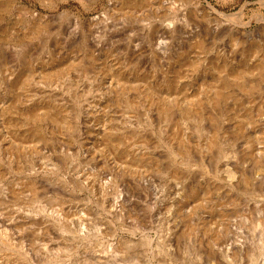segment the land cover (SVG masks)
Listing matches in <instances>:
<instances>
[{
  "label": "rangeland",
  "instance_id": "obj_1",
  "mask_svg": "<svg viewBox=\"0 0 264 264\" xmlns=\"http://www.w3.org/2000/svg\"><path fill=\"white\" fill-rule=\"evenodd\" d=\"M158 1L0 0V264H264V0ZM170 66L172 98L226 86L216 130L149 104Z\"/></svg>",
  "mask_w": 264,
  "mask_h": 264
},
{
  "label": "bare ground",
  "instance_id": "obj_2",
  "mask_svg": "<svg viewBox=\"0 0 264 264\" xmlns=\"http://www.w3.org/2000/svg\"><path fill=\"white\" fill-rule=\"evenodd\" d=\"M122 1V0H120ZM124 1V0H123ZM160 1V0H159ZM158 1V2H159ZM164 1V0H163ZM168 1V0H167ZM165 1V2H167ZM170 1V0H169ZM190 5L194 6L195 9L197 11H199L204 17H206V19L209 21V19H213L215 18V16H218V18H220V16L224 17H227L229 15L225 14V13H222L220 12L219 10H217L213 5H211L210 3H203L202 1L200 0H186ZM207 1V0H206ZM155 2V1H154ZM133 3V2H132ZM171 3V2H170ZM126 4V3H125ZM168 4V3H167ZM186 6V5H185ZM114 7V6H113ZM188 8V6H187ZM189 10V9H188ZM196 12V11H195ZM108 13V12H107ZM190 13V12H189ZM239 13H235V14H230V16H235ZM108 15V14H107ZM202 16V17H203ZM238 17V16H237ZM236 17V19H237ZM101 19V18H100ZM98 19V20H100ZM230 19V17H229ZM106 20V19H105ZM104 20V21H105ZM227 20V19H225ZM231 20V19H230ZM74 21L76 24H79V25H83V29L79 32L81 33L80 34V39L83 40V42L87 41L88 39H90L89 37L92 36V38L95 36V32L97 33V28L98 26L100 25H97V19L95 17L93 18H90L89 19V23H86L81 17L79 16H76L74 17ZM163 21V20H162ZM234 21V20H232ZM86 25H84L85 23ZM101 22V21H100ZM99 22V23H100ZM174 21H169L168 23V26L169 28L171 27V31H173L176 26H174ZM211 23V22H210ZM236 23V22H235ZM189 24V22H188ZM150 25V24H149ZM156 25V24H155ZM166 25V24H165ZM187 25V23H186ZM208 25V24H207ZM236 25V24H235ZM164 26V25H163ZM71 27V26H70ZM81 27V26H80ZM192 27V26H191ZM237 27H240L241 29L242 28V24L241 26L238 25ZM164 28V27H163ZM186 28V27H185ZM214 28L216 29V27L214 26ZM213 28V29H214ZM165 29V28H164ZM214 29V30H215ZM232 29V28H231ZM148 30V29H147ZM170 30V29H169ZM193 30V29H192ZM190 30V31H192ZM79 31V30H78ZM176 31V30H174ZM209 31V30H208ZM152 32L155 33L153 35H159V33H167L165 31L162 30V28L158 27V26H155L152 28ZM193 32V31H192ZM78 33V32H77ZM169 33V32H168ZM98 34V33H97ZM170 34V33H169ZM211 34V32H210ZM73 35V34H72ZM187 35V34H186ZM75 36V35H74ZM73 36V37H74ZM160 36V35H159ZM157 36V37H159ZM96 37H99V36H96ZM155 37V36H154ZM166 38V37H165ZM80 40V41H81ZM168 40V39H167ZM164 41V40H163ZM78 42V41H77ZM13 47V46H12ZM99 47V46H98ZM14 49V48H13ZM162 49V48H161ZM17 51V50H16ZM95 51V49H94ZM100 51V50H99ZM161 51V50H160ZM196 51V50H195ZM134 53V52H133ZM222 54V53H221ZM2 55V54H1ZM21 55V54H20ZM16 56V55H15ZM18 57V56H17ZM217 61V60H216ZM215 61V62H216ZM57 62V61H56ZM214 62V61H213ZM228 62V61H227ZM198 63V62H197ZM211 63V62H210ZM234 64V63H233ZM237 64V63H236ZM194 65V64H193ZM208 66V65H207ZM220 66V65H219ZM172 66H170V68H168L162 79H163V83L164 85H166L165 87H168L169 90L167 89H160V88H157L156 86H153V85H150L148 86V88H144V92H146V96L148 99H149V104H152V105H157L158 107V111L163 114L164 118L165 117H168L170 121H172V119L178 114L180 113V117L177 118V120L175 121L174 124H176L177 122L178 123H181L182 121V114H187L189 116H191L192 114H194L193 116L194 117H199V119H205L208 123L211 124V126L214 128V130L217 129V125H216V122L220 119L221 116L225 115V114H228L227 113V110H222L221 108H217L219 107L220 105H223L225 104L226 100V96L227 94L225 93V89H226V86H224V84L218 86V89L215 88L216 91H214L212 94H208V96H204L202 95L201 93H197V95L194 97V98H188V100L185 101H182L180 99H177V98H172L171 97V93H170V89H171V86L173 84H175L178 80H180L179 78L181 77L180 73H176V74H172V69H171ZM238 68V67H237ZM23 69V68H22ZM21 68L18 70V72H16L17 74V78L16 80L12 82V87L14 89H16L17 87L20 86V84H24V82L26 81V76H25V70H22ZM180 70V69H179ZM204 70V69H203ZM181 71V70H180ZM226 71V70H225ZM228 71V70H227ZM59 72V71H58ZM163 72V71H162ZM216 73V72H215ZM243 72L241 70H235L234 72L231 73V75L233 76V78H230L233 82H237L239 81V77L242 76ZM204 78V77H203ZM228 78V79H229ZM10 79V78H9ZM182 80V79H181ZM28 82V81H27ZM224 82V81H223ZM166 83V84H165ZM227 83V82H225ZM157 84V83H156ZM26 85V83L24 84ZM149 85V84H148ZM203 85V84H202ZM232 86V85H231ZM141 90V88H140ZM197 90V89H196ZM195 90V91H196ZM202 91V90H201ZM141 93V92H140ZM189 95V94H188ZM232 95V94H230ZM144 97V96H143ZM141 98V97H140ZM185 98V97H184ZM17 100V98H16ZM19 100V98H18ZM22 100V99H21ZM21 100L19 101L20 103ZM143 101V100H141ZM38 103V102H37ZM42 103V102H41ZM143 103V102H141ZM89 105V104H88ZM43 106V105H42ZM45 106V105H44ZM47 106V105H46ZM16 107L21 110L25 115H26V118L30 121L32 120L33 122H49L51 125H49V123H45V127L48 129L49 127H53L55 124L53 123L54 120H57V116L58 113L62 112V110H58L56 114H52V112L49 110V109H45V112H41V108L39 105H37L36 107H32V106H28L25 104V106L23 107H19V105H16ZM94 107V106H93ZM224 107V106H223ZM226 108V107H225ZM89 109V108H88ZM50 116V117H49ZM57 117V118H56ZM224 117V116H223ZM162 118V117H161ZM23 119V118H22ZM24 121V120H23ZM22 120L20 121H16L17 124L19 125H23L25 124L26 127L29 129V128H33V124H30L28 123L29 121L27 122H23ZM185 120H183L184 122ZM31 122V121H30ZM14 125V123H11L9 125ZM54 124V125H53ZM243 125V124H242ZM242 125L238 126V131H237V134L238 135H241L242 134H248V132L246 133L245 130H241V127ZM176 127V125H175ZM229 127V126H228ZM237 127V126H236ZM183 128V127H182ZM221 128V127H220ZM227 128V127H226ZM169 130V129H168ZM175 130V129H174ZM210 130V129H209ZM180 131V130H179ZM241 132V133H240ZM52 133V131H51ZM226 133V132H225ZM175 134V132H174ZM184 135V134H183ZM175 136L177 137V135L175 134ZM212 139V138H211ZM111 140V139H110ZM187 142V141H186ZM198 142V141H197ZM183 143V142H182ZM196 145V144H195ZM205 145V144H204ZM184 146V145H183ZM208 148V147H207ZM181 154V153H180ZM180 156V155H179ZM229 156V155H228ZM171 165V164H169ZM95 185V184H94ZM119 200V199H118ZM117 202V200H116ZM117 206V203H115L114 201V205H113V210L114 209H117L116 208ZM119 208V207H118ZM35 209V208H34ZM45 209V208H44ZM119 210V209H118ZM50 211V210H49ZM36 212V211H34ZM38 213V212H37ZM51 213V212H50ZM55 213V212H54ZM24 214V213H23ZM57 216V215H56ZM27 217V216H26ZM61 220V219H60ZM79 225V224H78ZM33 226V225H32ZM81 228V227H80ZM85 230V229H83ZM85 232V231H84ZM8 233V232H6Z\"/></svg>",
  "mask_w": 264,
  "mask_h": 264
}]
</instances>
